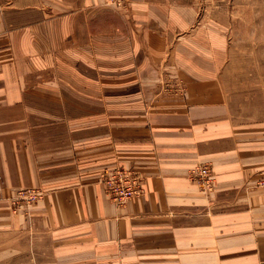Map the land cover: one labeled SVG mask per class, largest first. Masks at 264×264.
<instances>
[{
  "label": "crops",
  "instance_id": "crops-1",
  "mask_svg": "<svg viewBox=\"0 0 264 264\" xmlns=\"http://www.w3.org/2000/svg\"><path fill=\"white\" fill-rule=\"evenodd\" d=\"M194 18L0 0V264H264V117L229 94ZM116 170L140 188L123 204ZM28 188L44 197L15 210Z\"/></svg>",
  "mask_w": 264,
  "mask_h": 264
},
{
  "label": "rangeland",
  "instance_id": "rangeland-1",
  "mask_svg": "<svg viewBox=\"0 0 264 264\" xmlns=\"http://www.w3.org/2000/svg\"><path fill=\"white\" fill-rule=\"evenodd\" d=\"M104 1L121 8L128 3V0ZM148 1L154 6L192 10L196 25L206 28L222 51L221 77L229 94L251 116L264 117V0ZM106 186L110 191L107 183ZM43 197L41 189H22L12 198V207L15 210L31 207Z\"/></svg>",
  "mask_w": 264,
  "mask_h": 264
},
{
  "label": "built area",
  "instance_id": "built-area-1",
  "mask_svg": "<svg viewBox=\"0 0 264 264\" xmlns=\"http://www.w3.org/2000/svg\"><path fill=\"white\" fill-rule=\"evenodd\" d=\"M191 176L201 189L209 190L213 188L214 178L208 166L196 167L192 171ZM103 177L107 179V184L110 189L109 192L120 204L125 203L140 190L138 188V182L136 181L137 178L126 170L108 172ZM257 186L264 191V178L259 180Z\"/></svg>",
  "mask_w": 264,
  "mask_h": 264
}]
</instances>
